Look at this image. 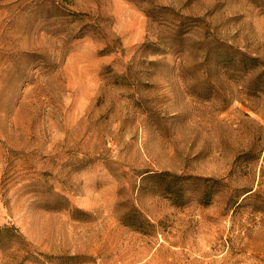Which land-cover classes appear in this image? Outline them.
<instances>
[{"label":"rangeland","instance_id":"1","mask_svg":"<svg viewBox=\"0 0 264 264\" xmlns=\"http://www.w3.org/2000/svg\"><path fill=\"white\" fill-rule=\"evenodd\" d=\"M0 264H264V0H0Z\"/></svg>","mask_w":264,"mask_h":264},{"label":"trees","instance_id":"2","mask_svg":"<svg viewBox=\"0 0 264 264\" xmlns=\"http://www.w3.org/2000/svg\"><path fill=\"white\" fill-rule=\"evenodd\" d=\"M248 60H250L251 62H256L255 59H251V58H249Z\"/></svg>","mask_w":264,"mask_h":264}]
</instances>
